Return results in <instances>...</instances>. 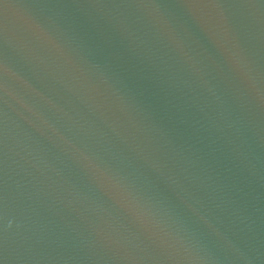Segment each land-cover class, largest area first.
Wrapping results in <instances>:
<instances>
[{
	"label": "water",
	"instance_id": "obj_1",
	"mask_svg": "<svg viewBox=\"0 0 264 264\" xmlns=\"http://www.w3.org/2000/svg\"><path fill=\"white\" fill-rule=\"evenodd\" d=\"M0 264H264V0H0Z\"/></svg>",
	"mask_w": 264,
	"mask_h": 264
}]
</instances>
